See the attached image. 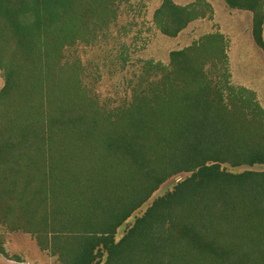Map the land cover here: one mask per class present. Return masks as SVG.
<instances>
[{
	"label": "trees",
	"instance_id": "16d2710c",
	"mask_svg": "<svg viewBox=\"0 0 264 264\" xmlns=\"http://www.w3.org/2000/svg\"><path fill=\"white\" fill-rule=\"evenodd\" d=\"M116 1L0 0V225L59 264H264V170L223 167L264 165V107L228 67L206 72L207 61H228L221 33L170 51L158 79L114 108L61 62ZM224 1L251 12L264 55V0ZM196 6L162 0L159 31L176 36L205 15Z\"/></svg>",
	"mask_w": 264,
	"mask_h": 264
},
{
	"label": "rangeland",
	"instance_id": "374dc122",
	"mask_svg": "<svg viewBox=\"0 0 264 264\" xmlns=\"http://www.w3.org/2000/svg\"><path fill=\"white\" fill-rule=\"evenodd\" d=\"M180 6L195 4L205 15L191 20L176 36L161 33L154 12L162 0H119L114 15L88 38L63 48L62 63H75L81 85L103 107L127 103L132 90L145 81H156L169 62V52L182 49L210 33H221L228 44V61L205 63L210 76L217 77L228 67L231 80L254 90L264 107V55L251 36V12L231 8L224 0H172ZM264 39V23H263ZM3 80L0 72V88ZM264 170V165L231 167ZM188 173H179L163 182L117 229L115 240L127 231L153 199L170 190ZM0 264H59L55 257L41 251L34 238L20 231L11 232L0 225Z\"/></svg>",
	"mask_w": 264,
	"mask_h": 264
}]
</instances>
